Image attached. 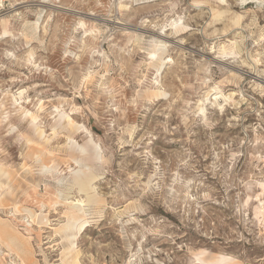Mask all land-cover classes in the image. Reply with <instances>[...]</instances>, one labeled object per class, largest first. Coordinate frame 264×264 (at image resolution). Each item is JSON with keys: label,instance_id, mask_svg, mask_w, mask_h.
<instances>
[{"label": "rangeland", "instance_id": "1", "mask_svg": "<svg viewBox=\"0 0 264 264\" xmlns=\"http://www.w3.org/2000/svg\"><path fill=\"white\" fill-rule=\"evenodd\" d=\"M0 165L37 264H264V0H0Z\"/></svg>", "mask_w": 264, "mask_h": 264}, {"label": "bare ground", "instance_id": "2", "mask_svg": "<svg viewBox=\"0 0 264 264\" xmlns=\"http://www.w3.org/2000/svg\"><path fill=\"white\" fill-rule=\"evenodd\" d=\"M137 3V2H136ZM223 11V10H221ZM226 12V11H225ZM217 13V12H216ZM222 13V12H221ZM220 12L217 13L220 17ZM216 16V15H215ZM241 16V15H240ZM240 16H238L240 18ZM217 18V17H216ZM219 20V19H218ZM234 20V18H233ZM215 21V20H214ZM231 21V20H230ZM105 22V21H104ZM235 22V20H234ZM237 23V22H236ZM177 24V23H176ZM235 25V24H234ZM177 25H172L169 29L172 28H176ZM232 26V25H231ZM235 27V26H234ZM233 27V28H234ZM128 28V27H127ZM232 28V27H231ZM75 29V28H74ZM224 30V29H223ZM229 31V30H228ZM224 32V31H223ZM84 34H86V31L83 32ZM153 34V33H152ZM157 37H162V35L155 33ZM87 36V34H86ZM156 37V38H157ZM161 39V38H160ZM164 39V37H163ZM153 44H151V49L148 51L150 54V59L157 61L158 57L156 55L157 51L160 50V43L162 42L161 40L158 39H153ZM163 43V42H162ZM139 46V45H138ZM239 47V46H238ZM84 50V49H83ZM89 75V74H88ZM87 76V75H86ZM85 78V77H84ZM215 89V88H214ZM220 91V90H219ZM21 93V92H19ZM154 98L156 97L157 99L162 98V95L164 94L161 90H155L152 92ZM234 95L235 92H230L227 95H222L220 94V92L215 93L214 95V100H218L220 98L223 99L224 102H226L227 100H232L234 101ZM17 100V99H16ZM234 103V102H233ZM238 103V101H237ZM16 104V103H15ZM204 104V103H202ZM217 106H221L222 103H218L216 101ZM203 106V105H202ZM200 107V106H199ZM204 107V106H203ZM66 115V114H65ZM67 117V116H66ZM36 116L32 115L30 113V119L31 122H34L36 120ZM21 119V118H20ZM68 122L70 123V125H76L72 119V117H68ZM72 125L70 127H72ZM38 127V126H37ZM78 131V130H77ZM55 133V132H53ZM57 134V133H56ZM34 139V138H33ZM29 140V139H28ZM38 140V139H37ZM30 143V141H28ZM26 142V143H28ZM41 142V141H40ZM33 143V141H32ZM35 146H31V144H29L28 146L30 147V150L32 151V154L34 155V157L37 158V160L40 161L42 167L44 168H48V164L42 162L40 155H42V150L40 148H38L36 142L33 143ZM32 144V145H33ZM33 147V148H32ZM28 150V148L26 149ZM44 150V149H43ZM45 153L48 154H52V151L50 150H46ZM25 155V154H24ZM30 157V156H28ZM33 157V156H32ZM32 159V158H31ZM27 160V159H26ZM25 160V161H26ZM6 162V161H5ZM26 163V162H25ZM4 165V164H3ZM23 167V166H22ZM55 167V166H54ZM6 178V181H11L13 179V175L10 174L9 170L4 169V167H2L0 165V186H1V178ZM8 182V183H9ZM87 182L86 180H82L80 181V189H82V187H85L84 183ZM56 198H58L61 194L59 192V190H56ZM1 201V200H0ZM1 204V203H0ZM46 204L44 202L41 203V206H45ZM78 206H81V208L77 211V212H72V211H65L64 215L66 217V221L60 223L57 227H53L55 234H60L63 238V241H65L66 245L64 247V249L62 250V261H68V264H74L75 259H76V253H75V240L78 236V234L81 231H84L87 226H88V220L87 218L84 216V204H82L80 202V204H77ZM15 208V207H14ZM22 210H24L27 214V217L31 220L34 221V211L30 208L24 207ZM27 220L23 219V222L25 223L26 227V232L23 233L21 232L18 228H16L14 225L11 224L10 220L8 218H2L0 217V244L5 246L9 251L7 253H5L4 255H8L9 257V261L6 262V264H35V255L33 254V248L31 245V236L29 235V229L28 227H30L29 223L26 222ZM206 251L204 249L200 250V252L198 254H196L197 256V260H200V262H205L206 260L203 259V255H205ZM11 254V255H10ZM14 256V257H13ZM219 261H226V262H231L234 261L235 259L226 257L224 255H220L219 254ZM16 257V258H15ZM37 264V263H36Z\"/></svg>", "mask_w": 264, "mask_h": 264}]
</instances>
